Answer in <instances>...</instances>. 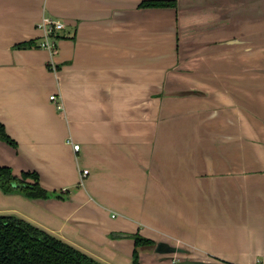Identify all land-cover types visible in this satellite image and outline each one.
I'll return each instance as SVG.
<instances>
[{
    "label": "crops",
    "instance_id": "obj_1",
    "mask_svg": "<svg viewBox=\"0 0 264 264\" xmlns=\"http://www.w3.org/2000/svg\"><path fill=\"white\" fill-rule=\"evenodd\" d=\"M143 1L0 0V165L68 195L7 211L107 264L131 263L134 234L264 264V58L239 66L264 1Z\"/></svg>",
    "mask_w": 264,
    "mask_h": 264
},
{
    "label": "trees",
    "instance_id": "obj_2",
    "mask_svg": "<svg viewBox=\"0 0 264 264\" xmlns=\"http://www.w3.org/2000/svg\"><path fill=\"white\" fill-rule=\"evenodd\" d=\"M142 5L174 6L175 0H144ZM32 45L30 42L16 44L18 48ZM0 140L16 147V142L7 134L1 122ZM0 190L27 199L65 200L68 197L65 191L44 188L39 183V176L35 171H22L16 175L9 166L1 165ZM132 237L135 241L133 253L135 261L137 260V248L149 243L150 240L139 234H134ZM0 250H4L3 254H6L5 264H102L17 215H0Z\"/></svg>",
    "mask_w": 264,
    "mask_h": 264
},
{
    "label": "flooded vegetation",
    "instance_id": "obj_3",
    "mask_svg": "<svg viewBox=\"0 0 264 264\" xmlns=\"http://www.w3.org/2000/svg\"><path fill=\"white\" fill-rule=\"evenodd\" d=\"M0 192L5 195V196H9V195H12L10 193H4L0 190ZM27 199V198H26ZM0 215L1 216H5V215H17L11 211L7 212V213H1L0 212ZM23 219H25L26 221L30 222L31 224L37 226L38 228L44 230L45 232L49 233L51 236L61 240L62 242L72 246L74 249L84 253L85 255L91 257L92 259L102 263V264H107L97 258H95L94 256L90 255L89 253L85 252L84 250L78 248L77 246H75L74 244L62 239L61 237L51 233L50 231L32 223L31 221H29L28 219H26L25 217L21 216V215H17ZM133 238V237H132ZM149 239V238H147ZM134 240V238H133ZM150 242L149 243H145V244H142L140 247L137 248L138 250V253H137V260H133V253L135 251V241H134V248H133V251H132V258H131V263L130 264H168L172 261H180V260H186V259H190V260H193V261H198L199 264H214V262H211V261H204V260H200V259H197V258H194L192 257V255L190 254V251L185 248V247H182V246H179V245H175V244H171V245H174V246H178V247H182L186 250L185 253H171V254H160V253H157L154 251V247H155V244L158 242V241H155V240H152V239H149ZM4 250H0V264H5L6 261H5V257H6V254H3ZM140 253L142 254H145L146 256V259L147 261L143 262L140 260ZM152 255V256H151ZM153 256H155L154 260H153Z\"/></svg>",
    "mask_w": 264,
    "mask_h": 264
},
{
    "label": "rangeland",
    "instance_id": "obj_4",
    "mask_svg": "<svg viewBox=\"0 0 264 264\" xmlns=\"http://www.w3.org/2000/svg\"><path fill=\"white\" fill-rule=\"evenodd\" d=\"M257 44L255 45V57L253 59L251 58H242V62L240 59V63L239 66H252V65H259L261 63V61L264 58V47L263 48H257ZM249 59V60H247ZM246 77V75L244 76V78ZM264 76L263 75H259V81H262V78ZM260 103V102H259ZM261 107V106H260ZM21 197L19 196H15V197H11V196H5L0 192V212L1 213H7L9 211H7V209L15 207V209H18L19 211L22 209H26V210H30V212L27 211H22V213H28V214H32L34 211H36L35 207L31 204L30 207L27 203H24L21 199H19ZM37 216V214H36Z\"/></svg>",
    "mask_w": 264,
    "mask_h": 264
},
{
    "label": "built area",
    "instance_id": "obj_5",
    "mask_svg": "<svg viewBox=\"0 0 264 264\" xmlns=\"http://www.w3.org/2000/svg\"><path fill=\"white\" fill-rule=\"evenodd\" d=\"M40 26L41 27H46V30L49 33V35L52 36L53 34L56 33L55 31L60 30L63 27V23L58 21V20L55 21V20H51L50 18L46 17V18L42 19ZM54 37H55V35H54ZM39 46L48 48V49H50L52 51H55V49H56L55 42L53 40L52 41H48L45 38L39 42ZM49 99L50 100H55V95L51 94L49 96ZM56 106H57L58 109L62 108V105L60 103L56 104ZM66 141L68 143H72L69 138ZM72 147H73L74 150H78L79 144H73ZM83 173L86 174L87 170H83Z\"/></svg>",
    "mask_w": 264,
    "mask_h": 264
},
{
    "label": "water",
    "instance_id": "obj_6",
    "mask_svg": "<svg viewBox=\"0 0 264 264\" xmlns=\"http://www.w3.org/2000/svg\"><path fill=\"white\" fill-rule=\"evenodd\" d=\"M154 251L160 254L185 253L186 252L184 248L171 245L165 241H158L155 244ZM168 264H199V262L186 259V260H180V261H172Z\"/></svg>",
    "mask_w": 264,
    "mask_h": 264
}]
</instances>
